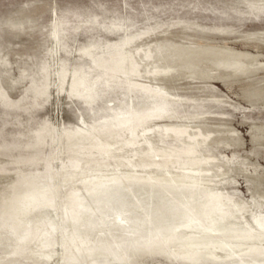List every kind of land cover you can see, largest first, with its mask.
<instances>
[{"label": "bare ground", "instance_id": "bare-ground-1", "mask_svg": "<svg viewBox=\"0 0 264 264\" xmlns=\"http://www.w3.org/2000/svg\"><path fill=\"white\" fill-rule=\"evenodd\" d=\"M242 1L251 10L264 11V0ZM172 25L183 31L209 30L184 22H172ZM147 33L129 35L103 45L100 50L94 46L82 49L93 60L95 68L74 65L69 69L64 63L58 65L59 86L62 87L70 74L69 90L79 93L88 104L97 94L103 95V91L123 89L133 92L135 101L136 95L142 93L151 101L149 103L146 97L149 104L140 109L134 101L129 108L123 105L119 111L111 107L118 120L109 124L104 115L103 122L88 124L89 130L78 126L75 129L63 127L60 133V130L44 125L37 128L35 142L26 145V148H33V153L12 161H0V178L10 177L0 185V264H42L40 259H49L57 251L63 262L70 260L68 263L71 264H102L103 261H96L97 256L102 260L116 256L114 247L105 244V240L94 242L89 238L87 226L96 214L105 224L102 214L106 216L107 211L104 206L108 204L106 200L114 197L107 189L122 184L143 187L145 194L142 196L151 201L155 199L154 193L165 197L160 198L154 219H149L146 214L149 229L141 235L131 236L124 245L129 252L152 250L194 264L203 259L220 264H264V210L260 209L264 201L253 194L249 204L234 190L226 189L232 180L226 175L234 167L229 159L217 153L221 146L231 140L235 142L236 135H227L203 123L205 111L181 114L170 107L183 100L198 102L188 93L176 94L175 82L180 79L199 81L202 85L192 83L195 86L188 88H197L207 94L211 92L214 96V89L207 85L210 80L217 79L227 87L241 78L251 80L259 70H264V62L258 59V54L201 41L202 38L194 34L179 35L186 41L163 36L143 42ZM53 35L57 40L56 29ZM242 36L246 42H264V30L248 31ZM47 71L37 78L40 79L38 84L32 81L29 87L36 101L48 96ZM6 74L3 75L7 77ZM257 76L258 82L264 81V77ZM244 84L250 86L241 89L247 100L256 102L264 96V85L251 87L249 83ZM209 99L221 102L215 97ZM0 102L3 105L18 102L9 99L1 83ZM158 119L162 120V125H157ZM47 136L52 138L54 147L45 154L42 148ZM57 159L60 166L54 169L51 162ZM6 163L15 165L13 176L8 175ZM50 207L62 209L56 216L61 222L69 221L71 227H64L54 220L49 214ZM107 207L110 209L109 205ZM58 234L63 236L61 241ZM117 248L123 261L130 263L129 253L120 245ZM9 255H13L14 260H9Z\"/></svg>", "mask_w": 264, "mask_h": 264}, {"label": "rangeland", "instance_id": "rangeland-1", "mask_svg": "<svg viewBox=\"0 0 264 264\" xmlns=\"http://www.w3.org/2000/svg\"><path fill=\"white\" fill-rule=\"evenodd\" d=\"M172 22H184L209 30L199 32L193 30L192 32L195 33H192L190 29H184V32L179 26L172 25ZM213 28L224 30L214 31ZM55 29L57 40L53 35ZM262 30H264V11L251 10L242 0H0V83L9 99L18 100L16 106L13 104L3 105L0 102V161H12L19 156L33 153V148L30 146L31 149L26 148V145L35 142V132L44 125L51 126L56 131L60 130V133H62L63 127L75 129L78 126L89 130L88 124L92 125L95 121L103 122L104 115L107 117L106 122H110L109 124L118 120L113 113L114 111L110 110L111 107L117 109L115 111H119L118 108L123 107V105H127L129 108L131 101H134V105H139L136 108L140 109L150 103L151 100L146 94L136 95V102L134 93H131L129 89H123L121 91H103V95L97 94L98 96L93 97L91 103L88 104L87 100L79 93L75 94L69 90L70 74H67L68 78L62 87L59 86L60 81L56 71L61 63H64L69 69L74 65H83L84 68L90 65V67L95 68L93 60L90 59L89 55L83 53L82 49L94 46L100 50L103 45L142 32H148L144 35L147 38L143 36V42H149L154 40V37L158 39L163 36L182 40L183 38L181 37V39L180 36H185L180 34L185 33L194 34L196 37L202 38L201 41L213 42L216 45L226 44L236 50L258 54V59L264 62V42L259 40L246 42L242 36L248 31L260 32ZM150 32H153L154 35ZM183 41H186L185 38ZM92 52L94 54L96 50H92ZM44 67L46 70L43 69ZM44 71L48 72V96L45 100L36 101L34 95L29 92V87L32 81H35L36 84L40 82V79L38 81L37 78H40L42 72L45 73ZM262 72L264 73V70H259L256 75L251 77V80L250 78H241L239 81L232 82L228 87L221 81L212 79L207 85L214 89L216 93L214 95L212 90L214 96L211 92L207 94L197 88H188L194 83V80L180 79L181 81L175 82L176 94H190L195 96L194 98H197L198 102L196 100H183L174 104L173 107L170 106L181 114L195 110L205 111L207 112L204 116L206 120L201 119L203 123L211 129L223 131L227 135H236L237 142L231 140L229 144H225L226 146H221L217 153H221L222 157L229 159V162L232 163L230 165L234 167L226 175L232 179L226 189L234 190L242 200L249 204L252 203V196L254 197V195L264 201V179L262 178V173L264 174V139H262V135L264 134L261 135L262 131L264 132V96L262 97L263 100L261 98L256 102H251L243 96L241 89L249 86L248 84L245 86L243 83H249L251 87H260V85L262 87L264 81H257L259 78L257 75L260 78L264 77ZM3 74H6L8 78ZM6 81L11 84H7ZM252 81L255 84L251 83ZM183 84L185 85L183 86ZM194 84L196 86L202 85L199 81ZM194 84L192 86H195ZM8 85L13 86L10 88ZM146 97L149 103L146 102ZM211 97L218 98L223 103L210 100ZM156 121L157 125L163 124L160 119ZM227 124L229 125L227 126ZM260 126L262 127L260 128ZM257 133L258 135H255ZM76 136L78 137V135ZM255 136H261V139H256ZM79 138L81 137L79 136ZM52 142L50 136L45 137L43 153L48 154L52 150L54 147ZM239 159H242V162ZM51 165L56 169L60 166L59 160L52 161ZM5 167L8 175H12V168L15 165L6 163ZM38 169L37 167L36 171ZM258 171L259 173L262 171V173L257 174ZM258 175L259 177H256ZM9 179V176L0 178V185ZM122 185L107 189V193H112L114 197L112 200H106L108 202L104 206L107 211L106 216L99 211L104 217L105 224L98 218L100 215L95 213V219L92 218L94 220H91L92 225L90 223L87 226L89 238L92 241L105 240V244H110L117 253L116 256L108 255L107 261L105 258L102 260V257L97 256L96 261H105L102 264H194L180 257H173L157 251L129 252L124 248L131 236L141 235L149 229L150 225L146 214H149V219H154L156 207L161 203L159 200L165 197L163 194L154 193L155 199L151 201L148 197L142 196L145 194L143 187L138 188L132 184L129 186ZM107 205L110 206V209ZM263 208L264 205L260 207L264 210ZM48 210L50 216L54 217L53 219L58 223L64 227H71L69 221L61 222L56 216L57 212H61L62 209L55 210L50 207ZM58 238L61 241L63 236L58 234ZM117 245L129 253L130 263L123 261ZM57 252L49 259H40L41 263L71 264L68 263L70 260L63 262L60 251ZM13 258L12 255L9 260L12 261ZM220 263L203 259L195 264Z\"/></svg>", "mask_w": 264, "mask_h": 264}]
</instances>
